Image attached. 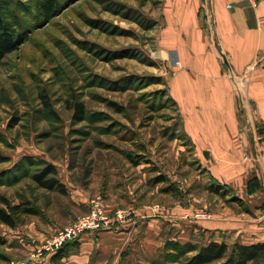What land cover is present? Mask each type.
Here are the masks:
<instances>
[{
	"label": "rangeland",
	"instance_id": "obj_1",
	"mask_svg": "<svg viewBox=\"0 0 264 264\" xmlns=\"http://www.w3.org/2000/svg\"><path fill=\"white\" fill-rule=\"evenodd\" d=\"M46 1L0 0L1 16L19 31L17 47L0 60V206L4 196L39 212L14 227L0 222V264L26 257L42 241L34 230L49 237L93 198L106 209L115 203L110 212L130 203L166 207L169 194L184 193L172 181L186 189L207 178L188 159L166 92L159 38L171 0H55L49 14ZM75 102L84 105L82 120L73 119ZM43 162L56 167L64 194L32 179ZM183 244L138 264H185L197 251L191 245L202 244Z\"/></svg>",
	"mask_w": 264,
	"mask_h": 264
},
{
	"label": "crops",
	"instance_id": "obj_2",
	"mask_svg": "<svg viewBox=\"0 0 264 264\" xmlns=\"http://www.w3.org/2000/svg\"><path fill=\"white\" fill-rule=\"evenodd\" d=\"M165 25L166 92L207 178L186 189L172 181L183 196L169 194L156 213L128 204L132 219L84 233L59 264L146 263L169 240L264 242V0H171Z\"/></svg>",
	"mask_w": 264,
	"mask_h": 264
},
{
	"label": "trees",
	"instance_id": "obj_3",
	"mask_svg": "<svg viewBox=\"0 0 264 264\" xmlns=\"http://www.w3.org/2000/svg\"><path fill=\"white\" fill-rule=\"evenodd\" d=\"M55 6V0H47L41 4L42 10L49 14ZM19 31L0 14V60L9 52L13 51L18 44ZM45 108L48 112L54 113L50 108V103L44 100ZM73 119L78 121L85 117L84 105L82 102H75L73 106ZM32 179L39 187L48 191H57L62 194L66 192V188L57 177V169L52 163L43 162V167L32 174ZM157 181H164L165 176L157 177ZM173 186V185H172ZM175 186V185H174ZM164 191H172L171 186L163 188ZM174 191L178 193L176 187ZM1 201L4 206H0V222L14 227L17 220L24 214H38L36 206L30 205L29 202H21L12 204L6 197L2 196ZM3 239L0 236V244ZM79 244V240H73L65 243L49 258L50 264H59L60 260L67 257L70 252ZM184 245L178 241L169 240L165 244L164 250L175 249V246ZM191 249L197 251L190 257L185 264H248L249 262L264 263V242L242 244L237 241L228 242L226 240L210 241L206 245H191Z\"/></svg>",
	"mask_w": 264,
	"mask_h": 264
},
{
	"label": "built area",
	"instance_id": "obj_4",
	"mask_svg": "<svg viewBox=\"0 0 264 264\" xmlns=\"http://www.w3.org/2000/svg\"><path fill=\"white\" fill-rule=\"evenodd\" d=\"M158 211L159 206L157 204L151 206V212L156 213ZM133 214L134 212L130 208H117L110 212L105 208L101 198H93L89 203L87 212L76 216L70 223L33 245L23 259L11 260L7 264H31L45 257L48 258L65 243L79 240L84 233L109 229L132 219ZM193 216L205 218L209 217L210 214L206 211H196Z\"/></svg>",
	"mask_w": 264,
	"mask_h": 264
}]
</instances>
